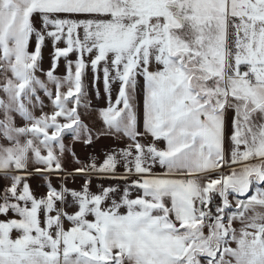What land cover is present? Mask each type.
<instances>
[{
    "label": "snow or ice",
    "instance_id": "obj_1",
    "mask_svg": "<svg viewBox=\"0 0 264 264\" xmlns=\"http://www.w3.org/2000/svg\"><path fill=\"white\" fill-rule=\"evenodd\" d=\"M0 264H264V0H0Z\"/></svg>",
    "mask_w": 264,
    "mask_h": 264
},
{
    "label": "crops",
    "instance_id": "obj_2",
    "mask_svg": "<svg viewBox=\"0 0 264 264\" xmlns=\"http://www.w3.org/2000/svg\"><path fill=\"white\" fill-rule=\"evenodd\" d=\"M46 56H47V52H46ZM45 67H47V62L45 63ZM63 71H64L63 65H61L60 72H63ZM89 75H91V73ZM101 106H103L102 102H101ZM111 143H112L111 141H103V142H101V144L97 145L96 147H97V149H99L101 147H106L107 145H109ZM77 151L80 152L81 155H83L84 149H82L80 146H77Z\"/></svg>",
    "mask_w": 264,
    "mask_h": 264
}]
</instances>
